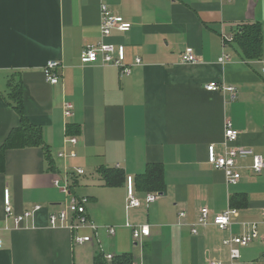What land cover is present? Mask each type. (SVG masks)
<instances>
[{"label": "crops", "instance_id": "0c3cea01", "mask_svg": "<svg viewBox=\"0 0 264 264\" xmlns=\"http://www.w3.org/2000/svg\"><path fill=\"white\" fill-rule=\"evenodd\" d=\"M101 4L132 25L105 40L124 46L126 64L141 60L129 76L112 66L80 62L82 48L100 39ZM254 23L261 26L262 54L245 60L229 40L242 25ZM187 48L197 63H181ZM224 55L229 60L221 64ZM48 61L59 63L56 85L44 79ZM263 67L264 0H0V146L20 126L8 99L9 81L18 79L23 113L42 138L40 147L5 152L0 264H110L122 254L131 255L133 264H229L224 239L242 235L250 223L264 236V170L253 175L251 160L240 159L241 178L229 185L224 173L207 163L206 150L214 145L217 153L223 151L224 124L230 121L239 132L234 145L264 159ZM210 82L234 86L237 98L207 92ZM65 101L73 105L67 121ZM67 137H75L76 145L67 144ZM149 164L163 168L162 193L140 185L138 177ZM101 169H117L122 178L107 187ZM65 173L71 175L72 195L88 199L86 215L95 232L49 226V215L67 202L53 186ZM128 176L141 201L137 209L125 207ZM4 190L14 216L40 209L16 225L4 213ZM149 193L158 199L147 205ZM202 208L210 221L229 208L237 216L225 231L209 224L193 235ZM125 224L147 225L149 237L135 243ZM108 228L115 230L113 236ZM77 236L92 241L76 245ZM235 264H264V241L240 249Z\"/></svg>", "mask_w": 264, "mask_h": 264}, {"label": "built area", "instance_id": "2783aa9c", "mask_svg": "<svg viewBox=\"0 0 264 264\" xmlns=\"http://www.w3.org/2000/svg\"><path fill=\"white\" fill-rule=\"evenodd\" d=\"M100 39L99 41L91 44L85 45L80 53V62L82 65L97 64L100 66H112L119 71V75L129 76L131 74L132 68L134 66H139L141 60L135 58L132 64H126L125 60V48L124 46H115L107 43L105 40L108 39L113 31L120 33L129 32L131 24L124 21L121 17L114 15L107 5H100ZM232 38L229 40L231 41ZM229 60L227 55L219 58L218 62L221 64L226 63ZM180 61L183 64H195L198 59L191 48L185 49L180 54ZM59 68V63L57 61H48L42 69V73L45 81L50 85H56L59 82V75L57 70ZM264 73V67L262 68ZM207 92H221L227 94L231 101L237 98L238 91L234 86L226 85L223 83L210 82L204 86ZM63 117L65 121L73 117V105L65 101L63 103ZM224 139H223V151L217 153L215 151L214 145H209L206 150V161L212 169L220 170L224 173L227 184L235 185L239 182L241 178V173L239 171L238 161L240 159H250L251 163L249 169L253 175H259L264 170V159L261 155L255 154L252 150L243 147H237L236 143L239 132L232 127L230 121H225L224 124ZM67 144L75 146L77 140L75 137H67ZM69 156L74 158L75 154L73 152L69 153ZM59 157H65L64 153H60ZM77 175H82V170L76 171ZM71 175L65 173L62 176H57L53 180V186L59 189V191L67 197V202L65 207L58 213L49 215V226L51 228H56L60 225H65L73 231H77L83 228H89L93 232L96 231L97 227L90 221L86 215V205L88 204V199L86 197H77L71 193ZM126 187V209H137L141 206V201L136 195V190L134 187V178L131 176L126 177L125 181ZM158 199V195L155 193H149L145 196V204L149 205L154 203ZM3 207L4 213L7 217L13 219L16 225H20L24 220L32 218L34 213L40 209L39 206H35L32 210L26 211L21 215H13L12 207L10 203L8 190L3 192ZM179 218L185 217L184 212L178 214ZM237 216V211L235 209H227L223 213L215 215L212 220H209V212L206 208L199 210V215L196 222L192 225L191 233L193 235L197 234V227H205L209 224L216 226L219 230H227L231 223L230 218ZM263 223H264V213H263ZM125 227L130 229L132 239L135 243L140 242L144 238L149 237V227L147 225L133 226L130 224H125ZM247 231L239 236H229L222 241V245L227 248L229 253V264H235L239 259L240 249L249 246L251 243L262 239L264 241V236H260L257 230L256 223L247 224ZM107 233L110 236L115 234L113 228H108ZM90 237H75L73 242L76 245H83L84 243L91 242ZM3 242L0 239V248H2ZM107 260H111V256L106 257ZM207 264H222L220 261L209 260Z\"/></svg>", "mask_w": 264, "mask_h": 264}, {"label": "trees", "instance_id": "16d2710c", "mask_svg": "<svg viewBox=\"0 0 264 264\" xmlns=\"http://www.w3.org/2000/svg\"><path fill=\"white\" fill-rule=\"evenodd\" d=\"M237 48L242 53L243 59H259L262 54L261 26L258 23L242 25L239 31L232 37ZM8 99L11 106L20 118V126L12 130L4 143L0 146V173L4 169V155L9 149L40 147L42 145L41 132L31 125L23 113V93L21 81L18 79L14 84L9 81ZM105 186L113 187L118 179L121 180L122 173L117 169H101L99 171ZM163 168L159 164H149L146 166L144 174L138 177L140 185L147 191L162 193L164 189ZM231 198V202L235 200ZM110 264H133L131 255L122 254L115 256Z\"/></svg>", "mask_w": 264, "mask_h": 264}]
</instances>
